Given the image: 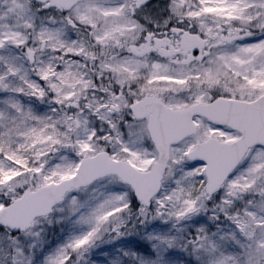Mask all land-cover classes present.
<instances>
[{
  "label": "snow or ice",
  "instance_id": "obj_1",
  "mask_svg": "<svg viewBox=\"0 0 264 264\" xmlns=\"http://www.w3.org/2000/svg\"><path fill=\"white\" fill-rule=\"evenodd\" d=\"M0 264H264V0H0Z\"/></svg>",
  "mask_w": 264,
  "mask_h": 264
}]
</instances>
